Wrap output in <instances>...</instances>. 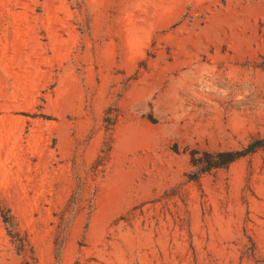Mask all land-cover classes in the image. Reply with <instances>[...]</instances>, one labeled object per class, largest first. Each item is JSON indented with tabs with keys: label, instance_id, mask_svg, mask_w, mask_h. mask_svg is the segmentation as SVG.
Instances as JSON below:
<instances>
[{
	"label": "rangeland",
	"instance_id": "obj_1",
	"mask_svg": "<svg viewBox=\"0 0 264 264\" xmlns=\"http://www.w3.org/2000/svg\"><path fill=\"white\" fill-rule=\"evenodd\" d=\"M257 138L264 0H0V264H264Z\"/></svg>",
	"mask_w": 264,
	"mask_h": 264
},
{
	"label": "trees",
	"instance_id": "obj_2",
	"mask_svg": "<svg viewBox=\"0 0 264 264\" xmlns=\"http://www.w3.org/2000/svg\"><path fill=\"white\" fill-rule=\"evenodd\" d=\"M264 147V138H257L249 143L245 148L238 150H222V151H191L192 164L197 168L193 174V179H198L205 172L212 169H219L228 166L239 158L255 152L259 148ZM110 148L108 149V151ZM3 219L7 226L8 234L14 239L20 237L16 229L13 216L8 213H3ZM20 248L24 246L22 237L20 238Z\"/></svg>",
	"mask_w": 264,
	"mask_h": 264
}]
</instances>
